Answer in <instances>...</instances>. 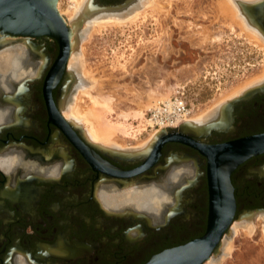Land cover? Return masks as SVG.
Masks as SVG:
<instances>
[{
    "label": "flooded vegetation",
    "instance_id": "af4514ba",
    "mask_svg": "<svg viewBox=\"0 0 264 264\" xmlns=\"http://www.w3.org/2000/svg\"><path fill=\"white\" fill-rule=\"evenodd\" d=\"M128 1L93 0L104 7ZM262 16L264 32V7ZM11 39L9 68L0 72V264H144L201 237L209 208L206 159L190 145L167 142L140 169L144 161L134 153L91 143L63 116L61 105L76 87L69 57L59 74V43ZM221 113L230 119L222 117L218 132L197 143L264 133V91ZM229 180V229L245 218L264 220V153L239 164ZM229 229L210 259L220 256Z\"/></svg>",
    "mask_w": 264,
    "mask_h": 264
},
{
    "label": "rangeland",
    "instance_id": "374dc122",
    "mask_svg": "<svg viewBox=\"0 0 264 264\" xmlns=\"http://www.w3.org/2000/svg\"><path fill=\"white\" fill-rule=\"evenodd\" d=\"M218 1L155 0V9H144L134 22L87 35L79 45L75 69L81 79L87 77L83 70L98 76V93L113 99L110 111L90 109L96 110V130L113 131L123 149H139L156 133L146 126V119L157 103L180 97L194 117L261 74L264 49L248 40L234 22L218 16ZM140 2L144 6L150 0ZM71 5V0H58L57 9L64 14ZM8 68L0 66V72ZM87 103L81 102L85 111ZM70 121L93 143L85 120L78 122L73 116ZM245 221L236 224L252 227L251 234L232 228L220 256L205 264H264V220L259 216L250 225Z\"/></svg>",
    "mask_w": 264,
    "mask_h": 264
},
{
    "label": "water",
    "instance_id": "95a60500",
    "mask_svg": "<svg viewBox=\"0 0 264 264\" xmlns=\"http://www.w3.org/2000/svg\"><path fill=\"white\" fill-rule=\"evenodd\" d=\"M129 2V1H128ZM58 0H0V39L16 37H50L59 43V74L69 57L72 32L57 9ZM96 9H113L94 5ZM127 4V2L125 3ZM250 23L264 36L260 21L264 0L253 4H239ZM257 15V18L255 16ZM259 15V17H258ZM50 84L45 92L46 102H50ZM264 91V86L247 91L229 102L232 105L244 101ZM231 113H222V117L230 119ZM59 123L67 122L59 115ZM204 135H196L187 123L174 129H163L155 133L154 140L147 152H136L144 161L140 169H144L159 154L164 143L180 142L194 147L206 159V177L209 194L207 226L204 234L181 246L164 250L153 255L144 264H205L210 260L212 250L218 245L222 236L229 229L234 214V199L229 176L231 172L245 160L264 153V133L254 134L218 145L197 143L205 134L218 132L215 126L201 128ZM197 139V140H196ZM91 155V154H90ZM89 157V155H88ZM231 236V228L228 231ZM229 237V236H228Z\"/></svg>",
    "mask_w": 264,
    "mask_h": 264
},
{
    "label": "bare ground",
    "instance_id": "6f19581e",
    "mask_svg": "<svg viewBox=\"0 0 264 264\" xmlns=\"http://www.w3.org/2000/svg\"><path fill=\"white\" fill-rule=\"evenodd\" d=\"M140 1L141 0H130L129 2H127V4L113 9H96L92 4V0H71L72 5L70 6V9H68L66 13L64 12V14L60 13V15L70 27L72 32L68 68L70 75L72 74L70 78H72V76L74 77L73 84H75V87L78 90V94L77 96H75L76 98H74V104H70L71 99L73 100L71 95V97L67 101L63 102V104L61 105V108L63 110V116L65 119L69 120L71 119V117L74 116V119L78 122L80 120H85L86 123L90 125V133L88 134L90 140L94 144L108 150H116L130 153L147 152L154 140L155 134L149 136V138L145 141V143L141 145V147H139V149L129 150L123 149L120 146V141H118V138L115 136L113 131H109L106 129L98 131L96 130L98 129L97 127L95 129L94 124L96 121V116L93 114V112L96 110L90 112V109L93 108L98 110L103 109V111H110L112 107L111 100L113 99L110 100L109 98L101 96V92L98 93V76L96 78L91 72H88L86 70H83V72L81 70V72H83L84 75H86L87 77L86 80L83 78L81 79V77H79V74L75 69L76 61L78 63L77 57L79 56V52H81V50L78 51V49H82L79 45L83 40L86 39V37L89 36V34L97 33L101 29H105L107 27L132 23L142 15L143 11H145L144 9H155L154 7H152L153 4L156 3L155 0H150V2L144 6H141V4H139L141 3ZM258 1L261 0H219L217 2V10L218 16H222L224 17V19L227 18L231 22H234L235 25L239 27L240 31L244 33L245 37L248 38V40L264 49V36L253 24L250 23L249 19L243 12L242 7L239 5L240 3L253 4ZM121 27H123V25ZM206 32L208 34V29L204 30V36H207L205 35ZM13 43L15 42L12 39H5L4 41L0 39V66L2 67V69L7 68L9 66L12 55L11 48L9 49V47ZM82 77L84 76L82 75ZM263 84L264 69L261 74H258L257 76H254L253 78L244 81V83H241L240 85L235 87L230 93L221 97L211 106L208 111L199 113L194 117L192 116L191 118L185 120V123H187L192 129V131H194L195 133L202 131L200 129L206 127L210 122L211 125L216 127V125L218 126L219 124H221L220 120L223 119L221 112L223 111V109L226 108L225 106L229 102H231L233 98L236 99L237 96L255 88H261L264 86ZM127 90L129 91V89ZM131 92L133 91H130L129 94H131ZM84 100L88 101V108L86 109V111L82 109L81 106V102H83ZM88 109L89 112L87 111ZM214 111L216 113H214ZM213 120H216V122H214ZM249 222H247V224L245 225H250ZM240 227L243 228L245 234H251L252 227ZM240 227L238 228V225H235L233 229L236 231L239 229L241 230L242 228Z\"/></svg>",
    "mask_w": 264,
    "mask_h": 264
},
{
    "label": "built area",
    "instance_id": "2783aa9c",
    "mask_svg": "<svg viewBox=\"0 0 264 264\" xmlns=\"http://www.w3.org/2000/svg\"><path fill=\"white\" fill-rule=\"evenodd\" d=\"M191 117V109L180 97L170 99L154 105L146 119V126L154 132L163 129L179 127L185 120Z\"/></svg>",
    "mask_w": 264,
    "mask_h": 264
}]
</instances>
